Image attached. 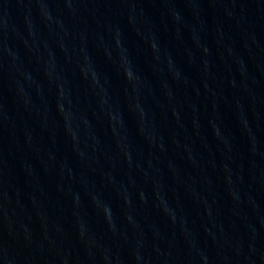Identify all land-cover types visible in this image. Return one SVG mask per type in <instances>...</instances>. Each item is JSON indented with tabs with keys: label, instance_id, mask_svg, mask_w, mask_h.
I'll return each mask as SVG.
<instances>
[{
	"label": "water",
	"instance_id": "95a60500",
	"mask_svg": "<svg viewBox=\"0 0 264 264\" xmlns=\"http://www.w3.org/2000/svg\"><path fill=\"white\" fill-rule=\"evenodd\" d=\"M0 264H264V0H0Z\"/></svg>",
	"mask_w": 264,
	"mask_h": 264
}]
</instances>
